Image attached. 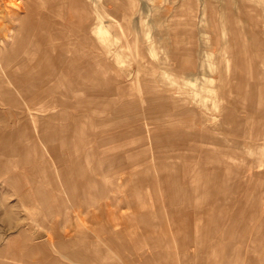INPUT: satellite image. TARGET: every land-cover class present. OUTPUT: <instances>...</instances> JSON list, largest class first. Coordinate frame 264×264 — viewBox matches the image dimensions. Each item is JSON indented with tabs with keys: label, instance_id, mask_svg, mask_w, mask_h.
Listing matches in <instances>:
<instances>
[{
	"label": "rangeland",
	"instance_id": "rangeland-1",
	"mask_svg": "<svg viewBox=\"0 0 264 264\" xmlns=\"http://www.w3.org/2000/svg\"><path fill=\"white\" fill-rule=\"evenodd\" d=\"M57 1L47 0L50 5L46 10H54L50 17H55L54 21L63 19V25L51 29L53 42L49 46L53 51L50 52L61 57L57 65L63 67L68 65L74 52L82 54L74 55L77 61L72 64L76 67L87 65L85 59L90 56L89 70L64 72L62 77H56L22 70L18 67L21 61L10 60L9 65L14 61L11 70L8 69L11 72L3 71L5 67L0 66V131L4 135L13 132L19 126V118L28 113L34 123L29 125L31 138L21 136L6 144L21 150L37 146L40 150L42 118L49 116L51 130L62 131L60 141L57 138L58 141L46 146L50 154L34 152L30 157L23 153L13 157L3 148L0 170L6 172H0V264H26L25 254L10 252L8 246L16 239H20V245L31 244L30 236L38 233L44 235L43 241L47 240V234L66 235L68 243L79 245L92 260L105 254L97 250L91 254L86 252L89 244L106 245L102 240L105 236L120 245L145 246L147 252H152L150 257L145 254L146 264H264V199L259 197L256 202L255 191L250 189L257 179L264 182V174L257 178L254 173L247 174L248 167L244 164L242 173H221L216 164L215 147L185 125L183 120L188 116L180 111H184L186 103L195 108L207 105L205 110H215L214 116H220L218 109L226 104L228 97L226 93H216L217 79L206 75H214L220 69L231 77L233 61L230 59L235 53L243 61L253 60V67L242 68L244 73L248 69L258 75L264 72V0H95L102 8L99 13L104 15L99 22L102 26L96 24L102 14L89 15L91 32L97 35L92 45L95 50L84 42L74 44L72 38L63 40L67 28L70 32L81 28L83 34L90 31L84 24L85 0L74 3L75 10L71 8V0ZM24 2L0 0V57L6 49L7 52L14 50V55L24 50L22 43L13 45L20 21L13 14L12 19L4 13L5 5ZM103 5L109 8L103 9ZM106 11L113 12L114 19L111 15L106 19ZM121 16L127 18L122 21L124 29H120L118 40L128 33L130 20L135 23L138 58L134 63L130 57L122 58V48L116 40L110 41L105 30L106 21L116 24ZM111 33L116 38L115 28ZM191 56L195 63L190 72L197 75L195 70H200L203 77L187 79L184 74H178L177 70L191 67ZM128 64L136 65L139 76L132 79L130 88L123 89L121 71ZM5 71L15 75L6 77ZM125 71L127 75L130 69ZM15 80H21L18 87ZM36 83L43 88H30ZM46 88H50V93L36 92ZM110 101L113 108L103 104ZM45 103L47 108L42 109ZM179 105L181 109H173ZM175 111L179 112L168 113ZM195 117L196 126L206 124L201 116ZM88 119H93L98 137L102 134L108 137L103 145L99 141L98 152L105 157L99 163L102 170L98 173V180L102 181L99 191L102 192L97 198H93L89 188L82 190L84 198L80 196L77 185L89 187L90 182L77 183L72 163L65 156L75 143L81 145L73 131L74 124L78 128L80 120L86 123ZM225 127L215 133L225 147L233 141L244 140L226 133ZM82 129L86 135L90 128L82 125ZM255 137L260 140L259 151L264 153V142H261L264 133ZM58 151L63 153L62 162L57 157ZM252 161H256L257 167L264 165V157ZM207 164L213 166L210 174L204 169ZM40 168L51 171L52 184L44 175L30 173ZM11 177L12 185L8 181ZM40 180L45 193L53 197L49 215L36 200L24 203L19 197L30 191L32 181ZM219 186L227 189L224 195L217 190ZM261 193L264 195V191ZM53 241L57 243L56 238ZM46 244L57 255L56 246ZM191 249L196 251L194 262L188 260ZM112 253L120 263L136 256L129 250L120 254L112 250ZM104 261L109 262L108 257ZM130 261L140 264L135 263L137 260Z\"/></svg>",
	"mask_w": 264,
	"mask_h": 264
},
{
	"label": "crops",
	"instance_id": "crops-1",
	"mask_svg": "<svg viewBox=\"0 0 264 264\" xmlns=\"http://www.w3.org/2000/svg\"><path fill=\"white\" fill-rule=\"evenodd\" d=\"M187 2V1H186ZM183 6L182 8H185ZM110 12V11H109ZM107 11L106 16L108 19V16L111 14V19H114V13ZM96 14H103V13H96ZM108 14V15H107ZM97 18V17H96ZM100 18V16H99ZM127 17L121 16L120 18L116 19L117 22L116 24L111 23L109 21H106L105 23V30L106 32H109V37L110 41L111 40H116L118 45L122 48V58L125 57H130L134 62H137L138 55L137 54V49H136V42H135V33H134V22L130 20V25H128L129 30H127L128 33H125L123 38L121 40H118V33L120 29H124L122 25L123 19H126ZM129 19V18H128ZM192 21V20H191ZM188 23V22H187ZM191 24V22H190ZM102 26V25H101ZM115 28V37L114 35L112 36L111 29ZM66 33L63 35V40L65 39H70L72 38L74 40V44L77 42H84L82 36H85V33L83 34L81 28H77V31L73 30V32H70L69 28L67 30H64ZM63 31V32H64ZM204 32V30H201ZM34 34V33H33ZM34 35H37L36 33ZM90 37L92 39H96L95 34L91 32L90 28ZM38 36V35H37ZM68 36V37H67ZM42 39V38H41ZM77 39V40H76ZM46 42L43 41L41 45H38L36 42V46L41 47V52L46 49V46H49L47 39L45 40ZM93 41V40H92ZM34 42V43H35ZM86 43V42H84ZM94 43V41H93ZM92 43V44H93ZM87 44V43H86ZM92 45H90L91 48ZM43 47V48H42ZM45 47V49H44ZM46 51V50H45ZM37 51H33L31 56H37L36 55ZM192 54V52L190 51ZM66 55V54H65ZM69 55V54H68ZM73 55L81 56V53H73ZM59 57V56H58ZM61 58V57H59ZM233 59H230V61H233V70L231 71L232 75L231 77H228L227 74L225 73V70H220L217 69L214 75H210L208 73V78L210 76L215 77L217 79V82L219 83V86L217 87V90L215 92L218 94H225L228 97V105L227 102L224 105L221 106L220 109H218L219 112H221L219 117L214 116L215 110H210L207 111L208 109L206 108L207 105H203L201 107L195 108L193 105H188L186 103V108L183 110H180L182 113H186L188 116L185 120V125L188 127H192L191 130L195 134H200L203 136L205 141H208L209 144L215 147V156L218 159V162H216L217 167L220 168L221 173H236L240 172L242 173V164H244L246 167V173L251 174L254 173L256 174V178L260 175L264 174V165L262 167H257L256 166V161L253 162L252 160L258 159L259 157H264V153H261L259 151V141L255 136H257L260 133H264V72H261L259 75L255 73L252 69H248L246 73L245 71L242 70V68L245 66L246 68H250V66L253 67V60H244L242 59L240 54H233L232 56ZM219 59V63L221 61V58ZM258 62V61H257ZM195 61L193 56H191V61H190V68L189 69H179L177 70L179 73L178 74H184L187 79H194L195 76L203 77L204 75H200V70H195L197 72V75H195L192 71L191 68L193 67ZM218 63V66H219ZM250 63V64H249ZM144 68V66H141ZM125 69H130L129 74L126 75ZM123 69L122 68V75H121V83H123L121 88H130L129 84L132 81V79L135 77L139 76V73L137 74V67L134 64V67H130L129 64L127 68ZM234 73V76H233ZM137 75V76H136ZM232 80V81H231ZM231 86V90L228 91V87ZM119 87V88H120ZM123 92H126L125 90H122ZM214 91V90H213ZM36 92H41V93H50V88L43 89L41 91L36 90ZM226 95L224 97V100L226 98ZM173 100V99H172ZM153 102V101H152ZM221 102V101H220ZM101 103V102H98ZM154 103V102H153ZM86 104V103H85ZM107 104V106H111L113 103L110 101L109 103H103ZM42 109H46L47 105L43 104ZM179 106H175L174 108H179ZM182 108V107H181ZM179 108V109H181ZM195 109L197 111H195ZM207 109V110H205ZM217 109V108H216ZM205 110V111H204ZM179 111L175 112H168L170 115L177 114ZM212 112V113H209ZM197 113V114H195ZM195 115L201 116L202 119H205L206 124H202V127L196 126V117ZM23 116V115H22ZM163 117L162 115L160 118ZM159 118V120H160ZM193 120H192V119ZM182 121V122H183ZM19 126L15 127L13 132L8 133L7 135H4L0 131V156H2L3 148L5 149V152L8 154V156H13L16 157L19 154H25L30 157V155L34 154V152H38V154L42 152H48L49 149H46V146L49 147L51 141H58L57 138H59V141L61 140L62 137L61 133L62 131L59 129V132L55 133L53 130L50 128V116L47 118H42V129H41V141H42V148L40 150L38 149L37 146L34 149L32 147H25V150H21V148L17 147H12L11 145H7L6 143L8 141L12 142L16 139H19L18 137L23 136L25 139H29L32 136V132L30 130L29 125L33 123V120L30 118L29 114H26L23 117L19 118ZM45 124V125H44ZM153 124H159L160 122H154ZM83 126H88L90 129L88 130V134L85 135V129H82ZM93 119H88V121L85 123L84 121L81 122L80 120V125L78 126H73V131L75 129V134L77 135V138L79 142L81 143L80 146H78L76 143L74 144L73 149H69L70 151L65 152V156L68 158V163H72L71 165L73 166V171L75 173L77 183H85L86 181L90 182V186L88 187L87 185L85 186H80L77 185V189L80 191V196L84 198L83 194V189L89 188V191L94 195V197H99V191L102 189V187L99 188V184L102 181L98 180V173L102 172V170L99 169V163L101 160L105 157V154H101L98 152L99 148V141L103 145L104 142L107 143L108 137H104L103 134L101 137H98V133H94V126H93ZM223 125H226L224 128L226 133L235 135V136H241L243 137V141H233L232 145L225 147L223 142L224 141H219L215 137V133H218L219 130H223L222 127ZM46 126L45 128H43ZM86 136V137H85ZM146 140L145 138H143ZM160 139L158 137L155 139L157 141ZM64 141V140H63ZM77 141V139H76ZM94 142V143H92ZM264 142V141H261ZM3 143H5L3 145ZM214 144V145H213ZM158 148H161V145L157 146ZM57 157L60 158V162H62L61 157L63 156L60 154ZM102 152L104 153L103 146H102ZM43 154V153H42ZM50 154V153H49ZM6 156V155H5ZM109 154L106 155V158H108ZM101 158V159H100ZM248 159V160H247ZM72 160V161H71ZM254 163V165H253ZM75 168V170H74ZM254 168V169H253ZM204 169L206 170L205 172L208 171L210 174L213 170V166L211 164H207L204 166ZM5 173L6 170L1 171ZM10 172V170H9ZM32 175H38L42 176L44 175L46 179L52 184L54 182L51 171H48L43 168H40V171H31L30 172ZM12 175V174H11ZM89 175V176H88ZM263 176L259 177L262 178ZM83 180V182L81 181ZM9 183L12 185L14 182L13 177L8 179ZM33 184L31 185L30 191H26V195H19L21 200L24 203H33L34 200H36L40 205L43 211L49 215L51 213V209L53 206V197H51L49 194L45 193V187L41 184V180L39 181H32ZM113 182L111 181L109 184L111 185ZM102 186V185H101ZM104 189L107 190V188L103 187ZM241 189V188H240ZM252 191H255V198L256 202L258 198L260 197L261 199H264V195H262V191H264V182L263 180L258 181V179L254 182L253 187L250 188ZM206 190V189H205ZM217 190L220 192V195H224L225 191L227 190L223 186H219ZM32 191V192H31ZM87 197V195H86ZM264 208V207H263ZM110 215V214H109ZM241 219V218H240ZM239 219V220H240ZM238 220V221H239ZM237 223V228H239V231L241 232V226L239 227ZM241 229V230H240ZM55 235V234H54ZM53 234H47V241L49 244L52 243L53 246H56L57 248V255L50 252L49 247L47 246V242L43 241L44 235L42 233H38L36 235H31L30 236V243L28 245H20V239H16L12 241V244L8 246L10 248V252H15V253H21V251L25 254L26 264H133L131 263L130 260H137L135 263H140V264H145L147 258L145 254H149V257L151 255V251L147 252L145 246H134L132 247L131 245H120L117 242L114 241V239H111L110 237H103L102 240L104 243H107L106 245H100V246H92V244H89L88 249L86 252L92 253L95 250L99 251L101 256L99 258H96L94 260L90 258H87L83 251L84 249H81L79 245H73L71 242L68 243V241L65 240V236L58 234L54 236ZM57 239V243L53 244L54 241L53 239ZM18 245V246H16ZM162 248V245L159 246ZM7 248V247H6ZM90 250V252H89ZM112 250L116 251L117 254L122 253L125 250L129 251H134L135 252V257L130 258V259H125L123 263H120L116 261V258L112 255ZM26 251V252H25ZM189 252V251H188ZM106 253H110L113 257L111 258L108 256ZM190 257H188V260L195 261L196 260V251L194 249H191L190 252ZM193 255V256H192ZM108 257L109 262L104 261V257ZM120 256V255H119ZM195 256V257H194ZM43 258V260H42ZM110 258L112 259V262L110 261ZM41 259V261H40Z\"/></svg>",
	"mask_w": 264,
	"mask_h": 264
},
{
	"label": "bare ground",
	"instance_id": "bare-ground-1",
	"mask_svg": "<svg viewBox=\"0 0 264 264\" xmlns=\"http://www.w3.org/2000/svg\"><path fill=\"white\" fill-rule=\"evenodd\" d=\"M51 1H53V0H51ZM80 1L81 0H71V8L75 10L76 5L74 3H78L79 4ZM55 4L57 5V3H55ZM59 4L61 5L62 3L59 2ZM98 4H99V2L97 3V1H95V0H85V7L83 9V13L85 15H87V16H86V21L84 22V24L88 28H91V26H92L91 25V21L89 20V15L90 16L91 15L94 16L93 15L94 13H97V12L99 13V10L102 9L101 6H99ZM49 5L50 4L47 2V0H25V2L22 5H17V4L16 5H12V6H6L5 5V8L4 9H6L7 11H4V13H8L9 15H11L10 16L11 18H12V14H13V17L14 18H17L18 21H20V26H18L19 27V31L17 32V34H15L13 36V41H14L13 45L21 44L22 43V45L24 47V50L21 53L17 54V55H14V53H15L14 50L13 51L11 50V52H7V49L4 50L3 51L4 53H2L1 54V57H0V66H1V69L3 68V66L5 67V68H3V71H4V69L8 70L9 68L11 70V66L14 64V61L15 62H20L21 61L20 64H19L20 66H18V67L20 69H22V70L27 69L28 72L34 70V71L39 72V74H41V75H45L46 74L48 76H56V77H58V76L62 77L61 75H63L64 72H72V73H74L76 71L82 72L85 69H86L85 72L89 70V64H88L89 63V59H90V56L89 55H88L89 57L86 56L85 61L88 62V63H86L87 65H84V67H82V65L76 67L75 64H72L73 62H76L77 61V58L74 57V55H73L74 58L72 57V58L69 59L68 65L66 67H63V66L57 65V63L60 62V59L61 58H59L58 56H56L55 53L50 52V50L53 51V48H50V46H47L46 49L44 47V49L46 51L44 50V52L43 51L41 52V47L38 48V46H36L34 44V42L36 41L38 45H41L42 39H43L44 42H46L45 40L47 39L48 43H52L53 42V39L51 37V29L53 27L54 28L56 27L58 29V27H60L61 25H63V19L62 18H59L58 20H55L54 21L55 17H53V18L50 17V13L51 12L54 13L53 12L54 10L51 11V12L47 11L46 9H47V7H49ZM51 6H52V4H51ZM55 6H54V8H56ZM64 7L66 8V6H64ZM106 7H108V6L103 5V9H105ZM65 8H63V9H65ZM54 15H56V14H54ZM66 15H67V13H66ZM96 15H98V14H96ZM103 16L104 15L102 14L101 18H98L99 21H97L96 24H100L101 25L102 22L101 23H99V22H100V19H103L104 18ZM75 21H77V19H75ZM79 21H80V18H79ZM84 31H86V30H84ZM89 32L90 31H88V32L85 33V36H86V39L87 40L84 39L83 41L86 42L88 45H93L92 43H93L94 39H92V37H90V35L88 34ZM33 33L34 34L36 33L38 36L37 35H34ZM93 33H95V32H93ZM261 37H263L262 34H261ZM22 39H27V40L22 42ZM95 44H97V43H95ZM262 44H263V42H262ZM1 45H3V43H1ZM48 45H50V44H48ZM69 48H70V46H69ZM91 48H93V46H91ZM94 48H93V50H95ZM33 51H37V53H36L37 56H31V54L33 53ZM84 52H86V51H84ZM88 52H89V49H88ZM90 52H91V50H90ZM74 53H76V52H74ZM56 54H57V52H56ZM8 55H10V56H8ZM11 55L14 56V57L13 58H10ZM97 55H98V53H97ZM6 56H8V57L6 58ZM10 60H14L12 65H9ZM5 61L6 62L8 61V64L5 63ZM10 70H8V71L11 72ZM3 73H4V75L6 74V77H8L10 75L11 76H14L15 75V73H13V74L10 73V75H8V72H6V71L3 72ZM61 80H62V78H61ZM61 80H60V82H62ZM14 83H15V86L18 87L21 84V80H15ZM36 86H38L39 88H41V87L43 88V86H39V85H37V83L35 84V86H32L30 88H33L34 89V88H36ZM148 263H150L149 260H148Z\"/></svg>",
	"mask_w": 264,
	"mask_h": 264
}]
</instances>
